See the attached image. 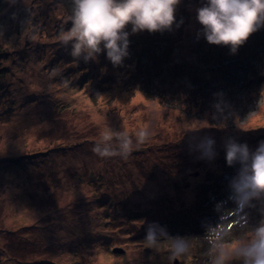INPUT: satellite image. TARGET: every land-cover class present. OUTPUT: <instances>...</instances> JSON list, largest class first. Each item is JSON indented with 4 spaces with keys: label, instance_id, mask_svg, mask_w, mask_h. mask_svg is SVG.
I'll return each instance as SVG.
<instances>
[{
    "label": "rangeland",
    "instance_id": "1",
    "mask_svg": "<svg viewBox=\"0 0 264 264\" xmlns=\"http://www.w3.org/2000/svg\"><path fill=\"white\" fill-rule=\"evenodd\" d=\"M206 2L180 0L168 29L127 26L113 65L60 40L73 0H0V264H245L264 192L240 203L226 152L264 143V25L235 52L210 44ZM172 62L182 84L164 89ZM235 75L262 79L218 85Z\"/></svg>",
    "mask_w": 264,
    "mask_h": 264
},
{
    "label": "clouds",
    "instance_id": "2",
    "mask_svg": "<svg viewBox=\"0 0 264 264\" xmlns=\"http://www.w3.org/2000/svg\"><path fill=\"white\" fill-rule=\"evenodd\" d=\"M179 3L180 0H73L69 17L72 26L60 36V40L65 44L72 41L73 57L83 53L85 60L95 59V54L105 50L112 64L118 65L127 55L126 27L131 25L133 33L168 29L174 23ZM196 19L203 26L208 43L230 46L235 52L264 25V0H207L197 9ZM145 136L146 133H140L141 140ZM109 138L104 137L105 140ZM129 144L130 141H125L122 149L128 151ZM94 151L101 155L113 154L107 149L100 152L95 148ZM238 154L243 169L236 190L243 194L240 201L243 203L249 196L264 192V143L251 157L246 145H229L227 163L231 165ZM155 239V233L149 228L147 242L151 244ZM241 253L246 258L245 264H264V225L256 229L254 239L241 249Z\"/></svg>",
    "mask_w": 264,
    "mask_h": 264
},
{
    "label": "trees",
    "instance_id": "3",
    "mask_svg": "<svg viewBox=\"0 0 264 264\" xmlns=\"http://www.w3.org/2000/svg\"><path fill=\"white\" fill-rule=\"evenodd\" d=\"M215 51L216 52H214L213 51V54L215 55V54H217V57H219V58H222V56L223 55H225L226 54V52H228V50H225V49H223V48H220V49H215ZM207 53H209L210 54V52H207ZM205 54L206 53H204L203 54V57L205 56ZM208 58V61H210V58H209V56L207 57ZM248 58V56H245V58L244 59H241V60H239V59H237V58H234V60H230L229 61V63L230 64H233L234 65V67L236 68V69H238V68H243V67H246L247 65H246V59ZM173 64H172V68H170V69H172L173 71H172V73H170V72H168V73H166L165 74V79H167V81H168V83H166V84H163V87L162 88H164V89H166V88H168V87H170V88H177V87H179L182 83H179V81L182 79L181 77H183V76H179L180 74H181V72H180V67H179V65L177 64L176 66H175V64H174V62H172ZM161 65V64H160ZM225 67V66H224ZM154 68H156V67H153V69ZM152 69V70H153ZM198 71V70H197ZM198 72H194V74L193 73H191V74H189V75H198L197 74ZM256 73L257 72H255V75H256ZM251 74V73H250ZM253 74H254V72H253ZM252 76V77H248V79L246 80V83L244 84V81L243 80H241V77L239 76V75H235L234 77H230L229 79H227V80H225V82H223V83H221V84H218L219 86H221V87H223V86H226V87H228L230 90H228L229 92H231L230 94H234L235 92H239V91H243V90H247L248 88H250V87H248V84H251V83H253V80H255L256 81V83H258L262 78L260 77V76ZM143 80H142V79ZM256 78V79H255ZM145 78H143V77H141V76H138L137 78L133 75L132 77H131V81H132V83L133 84H135L136 83V85H138L139 84V82L140 81H142V84L145 82V80H144ZM243 79V78H242ZM206 80L207 81H210L209 80V78H206ZM167 86V87H166ZM202 89H205V90H207V89H209V88H204V87H201ZM252 89V88H251ZM231 90H235V92H233V91H231ZM233 92V93H232ZM263 199L260 201L261 203H258V205H260V204H263L264 203V196L262 197ZM256 211H259V212H261L260 210H259V208H258V210L256 209ZM174 259H176V258H174Z\"/></svg>",
    "mask_w": 264,
    "mask_h": 264
},
{
    "label": "water",
    "instance_id": "4",
    "mask_svg": "<svg viewBox=\"0 0 264 264\" xmlns=\"http://www.w3.org/2000/svg\"><path fill=\"white\" fill-rule=\"evenodd\" d=\"M115 251H117V250L115 249ZM174 261H176V259H174Z\"/></svg>",
    "mask_w": 264,
    "mask_h": 264
}]
</instances>
